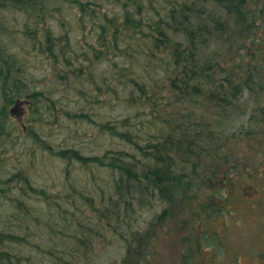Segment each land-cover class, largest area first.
<instances>
[{
    "label": "rangeland",
    "instance_id": "374dc122",
    "mask_svg": "<svg viewBox=\"0 0 264 264\" xmlns=\"http://www.w3.org/2000/svg\"><path fill=\"white\" fill-rule=\"evenodd\" d=\"M79 1L83 10L76 0H62L37 25L17 10L1 12L11 32L0 35L12 61L5 71L17 69L23 79L22 95L3 99L16 138L0 149V207L26 210L11 226L21 264H131L141 258L145 264H264V157L248 181L256 193L236 190L224 203L215 197L218 218L209 226L217 240L210 250L191 249L196 232L188 210L176 205V215L161 217L167 204L157 196L128 195L129 215L110 217L118 193L116 165L139 162V147L155 142V126L138 92L126 87L128 77L119 78L137 63L122 57L126 49L109 48V30L101 35L98 27L103 13L115 16L118 1ZM46 27L55 34L54 55L45 38L39 42ZM158 61L149 67H159ZM15 100L20 104L10 114ZM148 235L143 256L139 240L149 242ZM185 246L191 250L183 263Z\"/></svg>",
    "mask_w": 264,
    "mask_h": 264
},
{
    "label": "trees",
    "instance_id": "16d2710c",
    "mask_svg": "<svg viewBox=\"0 0 264 264\" xmlns=\"http://www.w3.org/2000/svg\"><path fill=\"white\" fill-rule=\"evenodd\" d=\"M61 1L0 0V35L11 34L3 10L34 17L37 25L58 10ZM76 1L79 7L83 5ZM117 1L115 16L103 13L98 27L101 35L109 30V48L126 49L122 57L137 63L132 69L127 67V72H119V78L128 77L126 87L138 92L148 110V122L155 126V142L139 147L140 163L116 165L120 169L118 193L110 217L119 221L129 215L128 195L138 200L157 196L167 204L161 217L176 215L180 205L188 210L196 232L191 249L210 250L217 240L209 226L218 218L220 202L214 201L215 197L224 203L236 190L247 188V193H252L254 187L248 181L256 176L253 166L263 160L258 158L264 157V0ZM30 31L29 27L24 30ZM41 33L39 42L45 38L43 43L47 42L54 55L51 40L55 34L49 27ZM35 37L38 40L37 34ZM6 41L0 39L3 150L16 138V126L9 122L4 103L22 95L23 82L17 69L5 71L6 63L12 62ZM155 60H159L160 70L149 67ZM226 181L232 182L230 187L223 185ZM206 192L205 201L196 202ZM3 195L0 189V197ZM13 207H0V264H21L17 247L11 244V226L17 217L19 221L26 216V210L20 206L11 210ZM150 239L148 235L149 242L139 240L138 253L147 255L144 249ZM188 246L183 263L191 250Z\"/></svg>",
    "mask_w": 264,
    "mask_h": 264
},
{
    "label": "flooded vegetation",
    "instance_id": "af4514ba",
    "mask_svg": "<svg viewBox=\"0 0 264 264\" xmlns=\"http://www.w3.org/2000/svg\"><path fill=\"white\" fill-rule=\"evenodd\" d=\"M239 259H240V257H239ZM131 262H132V264H145L144 258H141L137 261L135 259H132Z\"/></svg>",
    "mask_w": 264,
    "mask_h": 264
},
{
    "label": "water",
    "instance_id": "95a60500",
    "mask_svg": "<svg viewBox=\"0 0 264 264\" xmlns=\"http://www.w3.org/2000/svg\"><path fill=\"white\" fill-rule=\"evenodd\" d=\"M20 104V101H16V103H15V105H14V107L11 109V113L13 114V112H15V110H16V107L18 106Z\"/></svg>",
    "mask_w": 264,
    "mask_h": 264
}]
</instances>
